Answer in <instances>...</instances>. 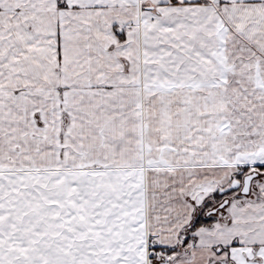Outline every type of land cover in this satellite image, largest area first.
<instances>
[{"label":"snow or ice","instance_id":"6c2138e0","mask_svg":"<svg viewBox=\"0 0 264 264\" xmlns=\"http://www.w3.org/2000/svg\"><path fill=\"white\" fill-rule=\"evenodd\" d=\"M0 264H264V0H0Z\"/></svg>","mask_w":264,"mask_h":264}]
</instances>
